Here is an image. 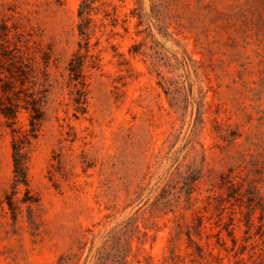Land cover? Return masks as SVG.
I'll return each mask as SVG.
<instances>
[{
    "label": "rangeland",
    "instance_id": "obj_1",
    "mask_svg": "<svg viewBox=\"0 0 264 264\" xmlns=\"http://www.w3.org/2000/svg\"><path fill=\"white\" fill-rule=\"evenodd\" d=\"M0 264H264V0H0Z\"/></svg>",
    "mask_w": 264,
    "mask_h": 264
},
{
    "label": "trees",
    "instance_id": "obj_2",
    "mask_svg": "<svg viewBox=\"0 0 264 264\" xmlns=\"http://www.w3.org/2000/svg\"><path fill=\"white\" fill-rule=\"evenodd\" d=\"M78 103L83 104V99H82V98H79V99H78ZM9 109H10V108H9ZM2 112H3L4 115H6V116L9 115V113H7V111H5V110H2ZM16 164H18V163H16Z\"/></svg>",
    "mask_w": 264,
    "mask_h": 264
}]
</instances>
